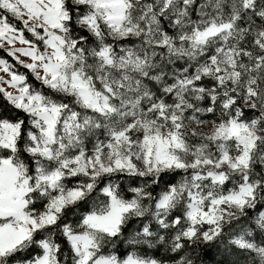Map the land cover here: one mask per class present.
I'll list each match as a JSON object with an SVG mask.
<instances>
[{
    "label": "snow or ice",
    "instance_id": "6c2138e0",
    "mask_svg": "<svg viewBox=\"0 0 264 264\" xmlns=\"http://www.w3.org/2000/svg\"><path fill=\"white\" fill-rule=\"evenodd\" d=\"M0 264H264V0H0Z\"/></svg>",
    "mask_w": 264,
    "mask_h": 264
},
{
    "label": "trees",
    "instance_id": "16d2710c",
    "mask_svg": "<svg viewBox=\"0 0 264 264\" xmlns=\"http://www.w3.org/2000/svg\"><path fill=\"white\" fill-rule=\"evenodd\" d=\"M0 55H3V53H2V52H0Z\"/></svg>",
    "mask_w": 264,
    "mask_h": 264
}]
</instances>
